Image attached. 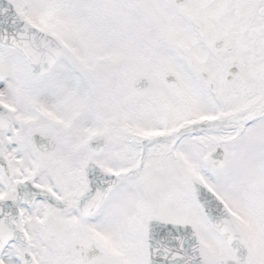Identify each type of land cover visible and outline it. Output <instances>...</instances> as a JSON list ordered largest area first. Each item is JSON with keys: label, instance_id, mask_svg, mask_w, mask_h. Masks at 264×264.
I'll return each mask as SVG.
<instances>
[{"label": "snow or ice", "instance_id": "snow-or-ice-1", "mask_svg": "<svg viewBox=\"0 0 264 264\" xmlns=\"http://www.w3.org/2000/svg\"><path fill=\"white\" fill-rule=\"evenodd\" d=\"M0 264H264V0H0Z\"/></svg>", "mask_w": 264, "mask_h": 264}]
</instances>
